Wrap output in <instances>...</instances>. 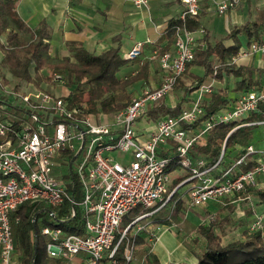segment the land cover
Segmentation results:
<instances>
[{"label":"built area","instance_id":"1","mask_svg":"<svg viewBox=\"0 0 264 264\" xmlns=\"http://www.w3.org/2000/svg\"><path fill=\"white\" fill-rule=\"evenodd\" d=\"M130 1L138 9L148 4V0ZM241 1H222L217 12L223 14ZM182 3L180 20L198 14V0ZM194 33L178 27L173 49L153 55L161 71L159 85L145 89L112 115L84 114L76 106H69L64 95L42 90L18 92L9 84L2 86L0 78V264H21L10 214L23 203L48 210L65 201L71 203L60 222L73 220L74 207L78 209L79 225L75 228L80 226L81 234L68 232L60 225L41 227L46 254L58 264H120V248L125 264H142L131 238L149 227L151 215L169 205L182 186L189 183L185 193L190 208L219 204L257 187L258 177L264 175V157L253 146H237L240 155L229 164H225L228 153H224V142L214 162L195 157L193 150L205 146L206 136L215 124L235 122L238 125L234 129L263 124L246 122L251 113L264 109V89L246 90L205 119L204 105L213 89L211 84H203L196 89L195 98L181 106L179 114L149 117L160 101L171 105L178 78L195 58ZM143 46L137 42L125 59L138 58ZM256 54L264 58V40L251 42L229 64ZM52 79L64 85L60 75ZM14 109L28 115L21 119L20 127L7 121L18 120L16 114L9 113ZM66 151L74 154L73 159L64 154ZM173 157L179 159L188 175L170 188L168 168ZM247 163L250 168L244 170ZM74 172L81 190L79 201L73 197ZM135 208H140V213L123 227L125 216ZM52 215L55 221L56 213ZM37 220L40 222L41 217ZM248 232L264 234V209L254 213ZM31 237L37 242L35 231ZM150 239L157 240L158 236L151 233Z\"/></svg>","mask_w":264,"mask_h":264},{"label":"trees","instance_id":"2","mask_svg":"<svg viewBox=\"0 0 264 264\" xmlns=\"http://www.w3.org/2000/svg\"><path fill=\"white\" fill-rule=\"evenodd\" d=\"M16 2L17 0H0V36L4 38L3 43L0 42V51L2 53L0 64L5 68L4 71L0 67L2 86L10 85L7 74L18 81L32 84L37 89H39L41 81H53L54 75H60L64 84L71 88V91L65 97V101L69 106H76L81 109L84 114L102 112L112 115L114 112L123 109L130 102L132 96L128 91V87L146 78L147 62L140 66L139 71L135 75L125 80H120L116 74L124 66L125 61L119 57L117 49H109L100 55H93L76 42L66 43L69 55L59 61H54L48 55L49 45L45 40L50 39V33L45 23L42 22L34 29L26 27L16 12ZM182 26L189 31H195L201 25L196 15L188 14L185 16L184 21L178 17L170 19L162 35L167 40V45L174 41L176 29ZM263 28L264 17L261 16V13H258L256 19L244 23L240 27V31L245 34L247 42L250 44L251 42L261 40ZM236 33L237 31L235 32L234 30L230 33V36L235 37ZM26 36H29V41H24ZM206 36L205 34L202 40L205 43V48L196 51L194 61L186 67L183 73L195 81L193 87L187 89L186 93L190 94L195 91L203 82V78H197L188 73L192 65L201 66L204 69V76L213 75L219 78L222 73H225L228 76L241 78L240 81L236 82L238 90L260 89L256 87L259 85L258 83L247 79L245 76L253 72H262L261 70L236 66L226 62L230 57L237 55L239 43H235L233 46L227 48L222 47L219 43L211 46L207 43ZM164 52L165 49L159 51V54ZM213 54L220 59V64L217 66H214L212 60H210ZM46 68H50L52 71L50 77H43L41 74V71ZM181 77L176 82V88L184 85ZM13 87L16 89V85ZM229 103L231 102L228 101L225 91L214 93L204 105V118L211 117ZM15 110L17 111L15 114L18 120H14V127H20L22 123L21 119L24 118L21 112L24 111H20V109ZM180 110L181 105L179 104L169 107L160 101L149 112V117L156 119L165 115L175 116L179 114ZM262 113L264 114V111ZM258 118L253 113L248 122L257 120ZM237 125L235 122L215 124L206 136L205 146L197 148V151L206 161L214 162L221 154L223 142L224 153H228L229 149L235 144H248L251 140L252 126H242L234 129ZM232 129L234 130L231 132ZM64 154L69 156L70 159L74 157L73 153L67 151ZM179 165V159L173 157L171 167L168 169H175ZM249 168L250 164L243 167L244 170ZM73 184V197L76 201H79L81 199L80 187L77 185L76 180H74ZM255 191L256 196L264 203V190L254 189ZM169 202V205L160 208L151 215L148 219L150 223L156 225H181L184 218V208L178 192L171 197ZM35 207L36 205L23 203L10 214L13 235L17 241L18 250L21 252V264L46 263L45 256L39 257L40 244L37 220L39 217H41V224H44L47 222L48 217L53 219L52 214L56 213L55 221L52 220V224L49 225L64 226L65 230L74 234L82 233L80 226L75 228L76 224L79 223V211L76 207H74L76 214L73 220L60 222L61 218L66 215L67 210L71 208V203L65 201L52 210L45 209L43 206L40 209ZM38 210L40 211L37 212ZM15 218H18V222L14 225L12 220ZM33 218L34 222H32ZM132 220L124 219L123 227H126ZM56 221L58 224H56ZM219 221L218 217L215 216L213 220L195 227L200 236V242L196 248L190 249V252L196 258V263L194 264H264V238L259 232L249 233L245 230L242 233V239L223 244L220 235L215 232V227L219 224ZM32 231L37 233L38 238L35 253L34 241L31 237ZM131 239L134 241L142 264H160L158 257L151 252V247L147 244L145 235H139ZM193 240L197 242L196 238ZM122 251L123 248H120L117 259L120 261V264H125L121 257ZM50 264L58 263L52 261Z\"/></svg>","mask_w":264,"mask_h":264},{"label":"crops","instance_id":"3","mask_svg":"<svg viewBox=\"0 0 264 264\" xmlns=\"http://www.w3.org/2000/svg\"><path fill=\"white\" fill-rule=\"evenodd\" d=\"M222 1L225 0H198L199 9L196 16H198L201 26L198 30L193 31L196 37L195 53L198 49L205 48V43L202 42L205 34L207 35V43L211 46L219 43L222 47L227 48L239 43L238 53L248 49L249 43L245 34L240 31V27L246 22L255 20L258 13H261V16L264 17V0H242L235 8L220 14L217 12V5ZM183 10L182 0H148L147 6L140 9L136 8L130 0H17L16 2V12L26 27L34 29L42 22L45 23L50 33V39L45 40L49 45L48 55L54 61H59L69 55L66 43L76 42L93 55H100L109 49H117L119 57L125 61L124 66L119 70L121 76L118 73L116 74L120 80H125L135 75L139 71L140 66L147 62L146 78L128 87V91L132 96L131 99L140 95L145 89H152L159 85L161 71L158 60L153 55H156V53L160 55L159 51L164 49L165 51L173 49L174 41L167 45V40L162 35L168 21L173 18H179ZM234 30L237 33L235 37H232L230 33ZM261 40H264V28ZM137 42L144 43L140 56L134 60H126V53ZM236 56L230 57L226 62L229 64L231 58ZM0 57L2 58L1 51ZM210 60H212L214 66L220 64V59L215 54L210 57ZM231 64L261 70L262 72H253L245 77L258 83L259 85L256 87L264 89V58L261 55L256 54L236 58L235 63ZM188 73L197 78H203L201 85L211 84L212 95L218 91H225L230 102L245 92V90L236 88V82L240 81L241 78L228 76L225 73H222L219 78L213 75L204 76V69L198 65H192ZM41 74L43 77H50L52 71L50 68H46L41 71ZM7 78L10 81L9 74H7ZM182 81L185 84L180 88L175 87L173 90L171 105L167 101H162L165 105L174 107L179 104L182 106L195 98L196 90L190 94L186 93L187 89L193 87L195 81L189 77L187 79L183 78ZM51 82L55 83L54 86ZM20 83L21 85L22 83H25V85L29 84L21 81ZM29 85L33 87L32 84ZM49 86L54 95L67 96L71 91V88L65 84L61 85L55 81L45 80L41 81L39 89L36 88L35 90L46 91V87ZM261 109V111L253 112L259 117L257 120L248 122L250 115L246 123L264 122V114L262 113L264 109ZM244 126H252L251 140L246 145L253 146L254 149L260 152L258 153L259 156L264 157V123ZM237 146L245 145L235 144L230 148L225 164L232 163L239 157L240 152ZM204 160L206 159L204 158ZM247 165L248 163L243 167ZM188 184L180 188L179 198L183 204L188 203V195L185 193L189 187ZM257 189L264 190V175L258 177V184L255 190ZM251 190L253 188H248V191L235 194L230 198L233 202L242 200L250 202ZM256 198L257 201H252L259 203V205L255 209L249 207V205L247 207L249 210L253 208L250 210L251 220L254 213H256L255 210L260 212V210L264 209V203L260 201L258 196ZM212 205L215 204L212 203ZM187 212L184 209V219H187L185 216ZM170 226L172 225L150 223L149 228L152 230L147 233L149 235L154 233L158 236L157 240H160L159 244H156L155 250L153 246L152 253L158 257L160 264L196 263L194 255L190 251L183 249L177 234ZM217 234L222 239V235L220 233ZM261 236L264 238V234H261ZM238 239H242V236ZM234 240L237 239L228 240L225 243L221 241L223 244H227Z\"/></svg>","mask_w":264,"mask_h":264},{"label":"rangeland","instance_id":"4","mask_svg":"<svg viewBox=\"0 0 264 264\" xmlns=\"http://www.w3.org/2000/svg\"><path fill=\"white\" fill-rule=\"evenodd\" d=\"M1 41L2 42L4 41L2 37H1ZM24 41H29V36H26L24 38ZM0 67L5 71V68L1 66V64H0ZM117 73L121 76L119 71ZM9 77H10V86L16 85L15 90L18 92L34 91L36 89L34 86L32 87L29 84L25 85V83H22L21 85L20 81L16 80L10 75ZM187 77H188L187 74L186 75L182 74L181 81L183 80V78L187 79ZM183 83L185 84V82ZM51 84H53L54 86L55 83L51 82ZM22 89H25V90H22ZM45 90L46 92L52 93L50 86L46 87ZM9 113L15 114L17 113V111L14 109L10 111ZM22 116L25 118L28 117L26 113H22ZM7 121L10 124H13V125L15 124V122L12 119H7ZM193 151H194L195 156H198V157L201 156L196 148ZM169 174H170V178L172 182L170 185V188H172L181 179H184L185 177H187L188 171L185 168H183L181 165H179L175 167V169L170 170ZM73 176L75 177V180L77 181L78 177L75 172L73 173ZM69 179H66V180H69ZM254 189L255 188H253V190L250 191L252 195L250 202H245L243 200L240 202L239 201L233 202L232 199L230 198L231 196H229L219 204L212 205V203H209L204 207L190 208L188 204H183V208L186 210V212L188 210L187 214L185 215L187 219L183 218V222L181 223V226H176V225L170 226V228L174 229L173 231H175V233L177 234L178 240L181 246L183 247V249L190 251L191 248H196L197 244H199L200 242L199 240L200 236L195 230V227L213 220L215 216H217L218 219L220 220L219 224L215 227V232L220 233L222 235L221 240L224 243L227 242L228 240L240 238L242 236V233L245 230L248 231L249 224L252 221L250 218V214H251L250 210H252L253 208L255 209V207L259 205V203L255 202L257 201V198H256V191L254 192ZM252 200H255V201H252ZM248 205L249 207H253V208H250L249 210V208H247ZM255 211L257 212L258 210H255ZM139 213H140V208H135L125 216V219L126 220L133 219ZM51 221H52V218L48 217L47 222L44 224L45 225L52 224ZM12 222H14V219L12 220ZM13 224L15 225L16 223L14 222ZM44 224L43 223L41 224V222L38 221V233H39V244H40L39 257L42 258L45 256L46 258L45 264H50L53 260L49 258L46 254V244H45L46 239L41 234V227ZM62 228H65V227L63 226ZM151 230L149 227L146 228L145 230L142 229L139 235L140 236L145 235L147 244L150 245L151 252H152L153 246L155 250L156 244H159L160 240L156 241L155 239H150L151 234L149 235L147 232H151ZM194 238L197 239V242L193 240ZM18 254L21 255V252L19 250H18ZM136 256L139 259H141L140 255L137 252H136Z\"/></svg>","mask_w":264,"mask_h":264},{"label":"water","instance_id":"5","mask_svg":"<svg viewBox=\"0 0 264 264\" xmlns=\"http://www.w3.org/2000/svg\"><path fill=\"white\" fill-rule=\"evenodd\" d=\"M77 155H75L76 157ZM36 252V241L34 242V253Z\"/></svg>","mask_w":264,"mask_h":264}]
</instances>
